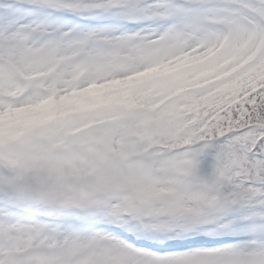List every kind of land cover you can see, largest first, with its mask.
<instances>
[{"label": "snow or ice", "instance_id": "6c2138e0", "mask_svg": "<svg viewBox=\"0 0 264 264\" xmlns=\"http://www.w3.org/2000/svg\"><path fill=\"white\" fill-rule=\"evenodd\" d=\"M0 264H264V0H0Z\"/></svg>", "mask_w": 264, "mask_h": 264}]
</instances>
